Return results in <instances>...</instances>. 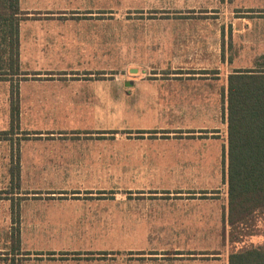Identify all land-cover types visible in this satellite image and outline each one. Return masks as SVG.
Segmentation results:
<instances>
[{
  "label": "crops",
  "instance_id": "0c3cea01",
  "mask_svg": "<svg viewBox=\"0 0 264 264\" xmlns=\"http://www.w3.org/2000/svg\"><path fill=\"white\" fill-rule=\"evenodd\" d=\"M63 4H67V0H19V16L22 18L18 31L20 67L22 65L28 71L38 73L53 70L65 73L67 70L77 72L81 68L79 66H85L88 62L101 63L97 55L94 57L90 52L86 53L82 47L88 46L89 41H98L102 36L105 38L106 27L77 21L74 13L70 14L75 12L74 8L69 9ZM170 36L161 35L164 38ZM90 55L92 60L88 57ZM130 72L138 73L139 79L143 74L140 68L130 69ZM189 81L162 80L155 75L152 81L134 79L127 82L131 88L126 91L130 92L119 89L120 97L116 100L114 117L108 113V87L105 84L94 83L85 89L86 92L81 93L85 94V98H76L80 92L75 91L74 87L58 86L46 90L44 94L50 97L36 98V104L50 103L53 112H57L52 123L53 131L58 132L53 149L23 152L18 156V166L12 165L10 153L1 164L5 170L19 169L16 173L18 176H52L51 190L58 194L52 196V207L41 211V216L47 221H75L78 218L80 222L99 223L107 217L109 202L113 201L117 203L116 214L121 222L142 221L148 224L151 222L149 216L153 214L135 209L137 200H140L135 192L172 191L154 185L160 184V177L157 176H176L166 180L178 185L172 188L181 196L177 203L187 209L166 211L165 223H179L181 226H166L161 234H219V229L209 232L198 226L182 224H217L220 221L221 204L213 191L217 190L223 166L227 170L228 186V139L225 155L220 149L221 141L212 138V135H217L213 132L221 127L220 110L223 103L228 138V87L222 102L219 90L200 86L198 80ZM12 94L10 89L9 95ZM16 94L19 100H15L14 118L12 101L9 113L12 122L22 124L23 88L21 93L19 88ZM125 94H131V100ZM76 103L87 106L79 107ZM89 109L91 111L87 112ZM126 111L131 112L132 127L123 126ZM111 120H115L116 127L109 126L113 123ZM76 131L95 133L70 136L69 133ZM111 131L121 132L124 136L129 135L127 132H139L141 135L136 139L142 149L108 151L107 133ZM176 135L181 138H174ZM111 168H115L113 171L117 178L114 183L119 186L116 189L108 188ZM113 190L129 192L130 204L124 203L116 195L109 198L107 192ZM204 195L209 199L205 200ZM226 197L223 206L228 217V190ZM148 200L144 199L146 206H149ZM145 228V234H106L97 226L80 234H22L19 231V250L15 253L16 256H20L22 250L38 253V260L32 257L20 264H164L98 260L103 255L114 257L112 255L118 252L159 251L165 245L172 244L170 239L164 237L151 238L154 232ZM111 236H115L116 241L127 237L133 243L116 249L109 246L107 239ZM182 239L187 242L189 237L183 236ZM17 262L15 260L9 264H19Z\"/></svg>",
  "mask_w": 264,
  "mask_h": 264
},
{
  "label": "rangeland",
  "instance_id": "374dc122",
  "mask_svg": "<svg viewBox=\"0 0 264 264\" xmlns=\"http://www.w3.org/2000/svg\"><path fill=\"white\" fill-rule=\"evenodd\" d=\"M63 6L74 8L75 12L70 14L74 13L77 21L106 27L105 38L102 36L98 41H89L88 46L82 47L86 53L90 52L94 57L97 55L101 63L88 62L85 66H79L88 69L80 68L77 72L67 70L65 73L58 70L38 73L28 71L21 65L22 74L8 79L11 81H0V264H9L15 260L20 264L32 257L38 260V253L32 254L25 250L16 256L15 251L19 250V245L13 232L17 228L22 234H80L89 232L95 226L106 234H145V227H148L154 232L151 238L164 237L171 240L172 244L165 245L163 250L148 253L118 252L112 255L114 257L103 255L98 259L112 263L229 264L232 250L264 244L263 216L257 220L256 226L259 229L255 234L246 236L240 243H230L228 217L225 216L223 206L226 204L228 190L225 166L217 190L213 191L221 204L219 223L182 224L198 226L209 232L219 229V234H161L166 226H181L179 223L167 225L166 211L187 209L177 203L181 196L172 188L178 185L166 180L176 176H157L160 177V184L154 185L172 191L135 192L136 198L140 199L135 209L153 214L149 216L151 222L148 224L142 221L121 222L116 214L117 203L113 201L109 202L107 217L99 223L80 222L78 218L75 221H47L41 216V211L50 209L53 194H58L51 190L52 176H18L16 173L19 169L5 170L1 164L10 153L12 165L18 166V156L23 152L53 149L54 140L58 138V132L53 131L52 126L57 112H53L50 103L37 105L36 98H49L44 91L58 86L74 87L75 91L80 92L76 98H85V94H81L86 92L85 89L94 83L101 86L105 84L108 87V113L111 117L116 114L119 89L124 88L128 93L130 91L126 89L131 88V84L127 82L134 79L152 81L155 75L162 80H198L200 86L219 90L223 102L229 74L236 69L251 68L254 60L264 54V0H67ZM162 34L171 36L164 38ZM88 57L93 59L91 55ZM133 68L142 71L140 79L137 78L138 73L130 72ZM19 88L20 93L23 88L22 124L19 121L12 122L9 113L12 101L14 118L15 100H19L15 92ZM10 89L12 96L9 95ZM127 96L131 100V94ZM76 106L86 107L87 104L76 103ZM37 107L40 109L36 110ZM225 114L226 108L222 103L221 127L213 132L217 135H212V138L221 141L220 149L226 155L228 138ZM111 122L109 126L116 127L115 120ZM133 125L131 112L126 111L123 126ZM94 133L76 131L69 134L79 136ZM127 133L129 135L125 136L117 131L107 133V150L142 149L136 139L141 134L137 131ZM174 138L181 136L176 135ZM114 169L109 170V189L119 187L114 183L117 178ZM107 195L109 198L116 195L124 203L130 204L129 192L113 190L108 191ZM143 198L149 199V206H146L147 200L145 202ZM203 198L209 199L206 195ZM157 232L160 234H155ZM183 236H188L189 240L185 242ZM107 240L109 246L116 249L133 243L127 237L116 241L115 236H111Z\"/></svg>",
  "mask_w": 264,
  "mask_h": 264
},
{
  "label": "trees",
  "instance_id": "16d2710c",
  "mask_svg": "<svg viewBox=\"0 0 264 264\" xmlns=\"http://www.w3.org/2000/svg\"><path fill=\"white\" fill-rule=\"evenodd\" d=\"M19 0H0V80L22 74ZM229 241L240 243L264 217V54L228 76ZM19 245V228L15 229ZM229 264H264V244L234 249Z\"/></svg>",
  "mask_w": 264,
  "mask_h": 264
}]
</instances>
